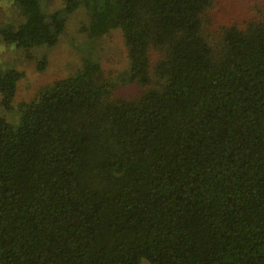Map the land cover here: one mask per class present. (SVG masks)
Listing matches in <instances>:
<instances>
[{
    "label": "trees",
    "instance_id": "obj_1",
    "mask_svg": "<svg viewBox=\"0 0 264 264\" xmlns=\"http://www.w3.org/2000/svg\"><path fill=\"white\" fill-rule=\"evenodd\" d=\"M8 45L54 46L40 0ZM213 40V0H105L134 97L100 65L0 118V264H264V0ZM77 0H66L64 11ZM21 73L0 70L10 108Z\"/></svg>",
    "mask_w": 264,
    "mask_h": 264
},
{
    "label": "rangeland",
    "instance_id": "obj_2",
    "mask_svg": "<svg viewBox=\"0 0 264 264\" xmlns=\"http://www.w3.org/2000/svg\"><path fill=\"white\" fill-rule=\"evenodd\" d=\"M75 10L64 11L66 0H40L42 12H58L64 29L54 46L40 45L31 49L6 44L0 36V70L14 69L21 73L9 109L1 105L0 118L14 125L18 121V104L27 102L39 89L79 71L85 59L97 62L104 78L113 84L112 95L134 97L139 89L128 82L130 58L122 33L111 26V17L104 14L100 3L105 0H77ZM258 0H213L207 30L218 40L224 28L242 27L253 20V6ZM26 15L12 0H0V28H17ZM141 264H149L143 261Z\"/></svg>",
    "mask_w": 264,
    "mask_h": 264
}]
</instances>
